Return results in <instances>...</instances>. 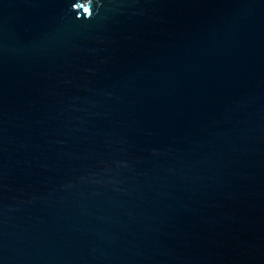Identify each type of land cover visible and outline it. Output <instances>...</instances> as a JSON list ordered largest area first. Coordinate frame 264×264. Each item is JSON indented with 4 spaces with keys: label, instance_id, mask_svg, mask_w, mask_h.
Returning a JSON list of instances; mask_svg holds the SVG:
<instances>
[{
    "label": "water",
    "instance_id": "1",
    "mask_svg": "<svg viewBox=\"0 0 264 264\" xmlns=\"http://www.w3.org/2000/svg\"><path fill=\"white\" fill-rule=\"evenodd\" d=\"M0 264H264V0H0Z\"/></svg>",
    "mask_w": 264,
    "mask_h": 264
},
{
    "label": "clouds",
    "instance_id": "2",
    "mask_svg": "<svg viewBox=\"0 0 264 264\" xmlns=\"http://www.w3.org/2000/svg\"><path fill=\"white\" fill-rule=\"evenodd\" d=\"M77 5H81V4H77ZM77 5H74V7L79 8V7H77ZM89 16H91V15H89Z\"/></svg>",
    "mask_w": 264,
    "mask_h": 264
}]
</instances>
